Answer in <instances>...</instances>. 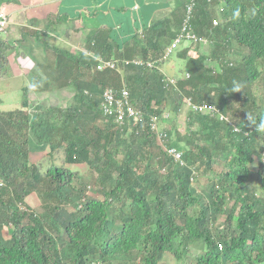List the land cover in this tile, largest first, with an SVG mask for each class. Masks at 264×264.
Masks as SVG:
<instances>
[{"label": "trees", "instance_id": "1", "mask_svg": "<svg viewBox=\"0 0 264 264\" xmlns=\"http://www.w3.org/2000/svg\"><path fill=\"white\" fill-rule=\"evenodd\" d=\"M166 1L155 9L151 4L150 13L138 10L133 33L124 34H114L116 23L104 17L102 1L100 23L89 28L87 49L81 52L45 40L61 27L64 15L67 22L72 19L71 9L60 4L51 16L29 18L16 46L0 42V73L10 49L39 50L50 62H43V81H34L35 88H75L65 107L32 104L26 85L21 106L0 108V264H160L167 252L182 260L196 241L201 251L192 264H264V132L257 130L264 110L252 95L262 75L258 62L264 60V0H195L189 25L197 40L177 54L190 75L176 84L164 70L167 60L153 68L125 64L126 58H160L181 29L191 0ZM159 8L166 12L151 20ZM236 9L239 19L233 17ZM204 37L208 54L192 55ZM233 41L248 49L237 63L230 57ZM50 49L57 54L51 56ZM100 58L114 60L116 67L99 69ZM207 60H217L222 71L214 75ZM235 79H241V91H232ZM108 87L129 90L130 102L142 111L136 124L120 129L104 114ZM185 97L213 103L220 113L189 109L187 132L165 126L167 144L183 153L177 161L158 144L150 120L165 112L177 115ZM230 101L243 103L236 123L227 116ZM32 147H49L50 158L62 148L67 164L86 163L96 171L98 187L68 165L52 163L43 171L30 161ZM255 159L258 170L252 169ZM218 160L225 166L214 174ZM211 173L203 186L194 184ZM33 192L41 199L40 212L26 204ZM223 214L226 219L219 222ZM138 248V262L126 259Z\"/></svg>", "mask_w": 264, "mask_h": 264}, {"label": "rangeland", "instance_id": "2", "mask_svg": "<svg viewBox=\"0 0 264 264\" xmlns=\"http://www.w3.org/2000/svg\"><path fill=\"white\" fill-rule=\"evenodd\" d=\"M89 2H86V0H61V7L62 10L65 9V6H71V7H75L78 9H72L71 11V20H69V22H67V17L64 15L61 19V21L63 22L61 24V27L57 30V31H52L51 32V36L45 38V40L51 42V44H54L58 47H63L66 49H69L73 52H81L83 50L87 49L86 46V42L88 39V33L86 34L87 38L85 37L84 42L83 40L78 41L79 38H76L74 36L73 40L68 39V33L69 30L70 32L72 31L75 35V29L79 28L80 25H77L74 22V18L78 19L79 17H81L82 15V11L81 8L83 6L84 9L86 8H93V4L95 2H97V0H88ZM159 1V2H157ZM162 1H166V0H156L153 1L151 4L154 6L153 9L157 8V6L163 7L164 3L166 2H162ZM171 1V0H168ZM1 3V8L6 11V12H11L8 11L6 9H9L10 6H13L12 3L7 2V1H3L0 2ZM31 3H35V0H21L20 5L18 6H13L12 9H23L24 6L29 7L31 5ZM91 3V4H90ZM135 2L128 0L127 1V5L130 8V10H132L133 8V4ZM34 10V8H33ZM33 10H29L28 13L27 12H23L24 17H20L19 15H16L19 19H23L27 21H29V16H36V14L34 13L33 15ZM31 12V14H30ZM34 12H36V10H34ZM154 12V11H153ZM152 12V13H153ZM18 13V12H16ZM30 14V15H29ZM133 12H129L128 16L131 18L132 17ZM31 18V17H30ZM15 17H12V21L14 23L15 21V27H13V32H15L17 30V26H27L25 25L26 21H24V24L19 23L18 21L15 20ZM67 22V25H64V23ZM23 28V27H22ZM28 33H34V30L32 29V27H25L24 28ZM67 29V30H66ZM118 28H115L113 30L114 34H116V32H118ZM59 31V32H58ZM62 33V34H60ZM12 34L9 33V29L8 32H0V42L5 41L8 44L12 45V46H16V41L17 39L13 36L11 37ZM20 37V36H19ZM206 38V37H204ZM19 39V38H18ZM190 39H187L184 43V45L180 46V51H182V49L186 46L189 45V43H187ZM39 42V41H38ZM234 42V41H233ZM235 52L230 55V57L232 58V61L234 63L239 62L242 59V56L244 54L247 53L248 49L247 48H241L237 42H234V46H233ZM51 50V49H50ZM209 51V42L208 41H202V43H200L199 48L197 51L193 50L192 55L197 56L200 53H204V54H208ZM51 52V56L56 55V51L51 50L49 51V53ZM177 53H174L168 60L167 62L164 64V70L166 71V74L168 75V77L170 78H174L177 80H181L183 78H187L188 76V72H186L185 68V60L182 58H179L177 56ZM9 55L6 58V62L2 63V72L0 73V108L1 110H8V109H12V108H16L21 106L22 101H23V96H24V92H23V88L28 85L29 89L27 91V96L30 98V101L32 104H44L47 106H59V107H65L67 105H69L72 102L74 93H75V88L74 86H68V85H55L53 88L47 89L46 91H38L35 86H34V81L40 80L43 81V62L46 60L47 62H50V60L47 58V55H45V57H41L39 50H37L34 53H31L29 51H26L24 47H20L18 49H10V51L8 52ZM53 53V54H52ZM208 66H211L212 68H214L215 73L214 75L220 73L219 71H222L223 67L220 66L217 62V60H207L206 63ZM258 67L262 72L261 77L254 83L253 88H252V95L255 96L256 100H257V104L258 107L264 110V60L259 61L258 62ZM234 82L236 83H241V79L237 80L235 79ZM191 86L188 85L187 88H190ZM243 87V85H242ZM251 95V94H250ZM211 104V103H210ZM231 104V108L229 109L227 116L229 118V120H231L233 123L237 122V119L240 117V115L243 112V103L241 102H237V101H230ZM213 105V103H212ZM189 105L186 103L182 105V109L181 111L173 116L170 113V117L169 119H166L164 126H176L179 130V132H187L188 131V123H187V113L189 111ZM30 110V109H28ZM33 111V110H30ZM232 111H235V113H233ZM168 113V112H167ZM221 117V115H220ZM96 122L99 126H104L105 122L103 120L102 117H97ZM197 127L194 126L192 128L193 130H196ZM49 147H47L46 149H38L36 147H32L30 150V161L31 162H39V164H41V167L43 169V171H45L47 169V167L50 164H58V165H68L70 167V169H77L81 172H85V180L84 182L87 183L88 185L91 184L93 185V189H96L98 187V185L96 184V180H97V173L94 169H92L91 167H89L88 164L86 163H82V164H67L66 160H65V154H64V150L61 148L59 149V151H57L55 153V155L53 156V158H50L47 153L49 152ZM224 162L222 160H218L217 162H215L214 164V174L218 173L223 167H224ZM252 169H259L260 163L258 161V159H255V162H253L252 164ZM87 171V173H86ZM164 171V170H163ZM213 177V173H211L208 177L202 176L200 175L194 182V184H198L200 186H203L204 184L207 183L208 179ZM208 178V179H207ZM92 189V188H91ZM26 204L33 210L35 211H42V202L40 197L38 196L37 193L33 192L30 195L27 196L26 198ZM26 205V206H27ZM25 207V205H24ZM226 219V215L223 214L219 220V222H224ZM8 228L5 226L4 228V232L5 235L8 237L9 236V232L7 231ZM201 251V243H198L197 241L192 243L189 246V252L187 255L184 256V258L182 260H178L174 257L173 253L171 252H167L165 255L164 260L160 263V264H192V261L194 262V255L197 252ZM130 258L127 257L126 259L129 260H134L135 262L139 261V258L142 256V251L138 248L132 251V253L130 254ZM122 259H113V262H118ZM131 264H135V263H131Z\"/></svg>", "mask_w": 264, "mask_h": 264}, {"label": "built area", "instance_id": "3", "mask_svg": "<svg viewBox=\"0 0 264 264\" xmlns=\"http://www.w3.org/2000/svg\"><path fill=\"white\" fill-rule=\"evenodd\" d=\"M195 0H191L189 4H187L186 8V17L183 22V27L181 32L173 39V41L165 48L160 58L154 60H143L142 58H135L132 60H125V64H129L130 62H134L136 64H146L148 67L153 68L158 61H163L169 59L172 54L176 51L179 45L185 40H197L196 34L191 30L189 25V20L191 18V14L194 12ZM220 23L219 19H214L213 24L218 25ZM8 26V18L4 11H0V31L6 30ZM105 67L115 68L116 62L112 59L104 60L102 58L99 59L98 68L103 69ZM173 81V80H171ZM187 103L191 104V100L187 99ZM192 108L196 111L201 112H212L216 109L213 106H209L207 104L196 105L192 104ZM101 108L104 114L108 116H112L117 122L120 129H123L126 124L129 122L136 124L142 116V111L135 108L134 105L130 102V92L128 89L123 88L120 92H118L113 87H108L104 91L103 102L101 104ZM150 127L152 131L156 134L158 142L163 145L166 140L167 133L161 130L160 125V117L158 115H153L150 120ZM167 151L170 155H172L176 160L180 161L182 159V152L178 151L174 147L167 148ZM3 184V179L0 177V185Z\"/></svg>", "mask_w": 264, "mask_h": 264}, {"label": "crops", "instance_id": "4", "mask_svg": "<svg viewBox=\"0 0 264 264\" xmlns=\"http://www.w3.org/2000/svg\"><path fill=\"white\" fill-rule=\"evenodd\" d=\"M102 1L104 3V5L101 7L104 11V14H105V18H107V20H109V24L113 25V23H116V27L115 28H118L121 33H133L134 31V24L136 25V22L134 21V18L136 16V12H139V11H142L143 8H145L146 10L148 9L149 13H150V7H151V3L153 1H156V0H131V1H134L135 3L133 4V9L130 10V8L128 7L127 5V1L128 0H97V2H95L93 4V8H86L84 9L85 6H83L81 8L80 11H82V15L81 17H79L78 19L74 18V22L77 24V25H80L79 28L75 29V35L74 33L70 30L68 33V39L70 40H73L74 36L76 38H79L78 41H81L83 40L84 42V39L86 37V34L89 32V28L91 26H97L98 23H100V21H97L98 17H100V14L101 12H99L100 10V6L102 5ZM86 2H89L88 0H86ZM20 3H21V0H20ZM20 3H15L12 5L14 6H18L20 5ZM59 4H60V0H35V3H31V5L29 7L27 6H24L23 9H12L13 6H10L9 9H6L8 11H11L9 12V16H10V25H9V33L12 34L11 37H15L16 39L19 38V36H21V32L23 31V26H17V30L15 32H13V27H15V21L13 23L12 21V17H15L16 21H18L19 23L21 24H24L23 22L26 21L25 25H27V19L24 20L23 19H19L16 15H19L20 17H24L23 15V12H27L29 10H36V12H34L33 10V15L34 13L36 14L35 17H43L45 18L46 16H51L52 14H55L57 11H58V8H59ZM91 4V3H90ZM108 6L110 8H108ZM123 6H126L127 9H118V8H122ZM78 9L75 8V7H71V6H68L66 9ZM139 10V11H138ZM18 12V13H16ZM129 12H133L132 14V17L130 18L128 16ZM166 12L165 9H157L156 12L154 13V16L151 20H155L157 19V17H159L161 14H164ZM31 14V12H30ZM29 14V15H30ZM30 17H34V16H29L28 18ZM99 20V19H98ZM69 22V21H68ZM118 22V23H117ZM135 22V23H134ZM65 25H67L65 23ZM104 27H107L108 25L103 21V24H102ZM122 25V26H121ZM85 26H88V28L86 29ZM121 27V28H120ZM114 28V29H115ZM67 30V29H66ZM136 30V28H135ZM138 31L140 32L141 29H138ZM59 32V31H58ZM87 32V33H86ZM62 34V33H60ZM137 56H139V54H137ZM104 60H110V59H104ZM125 60H129V59H125Z\"/></svg>", "mask_w": 264, "mask_h": 264}, {"label": "clouds", "instance_id": "5", "mask_svg": "<svg viewBox=\"0 0 264 264\" xmlns=\"http://www.w3.org/2000/svg\"><path fill=\"white\" fill-rule=\"evenodd\" d=\"M4 11V10H3ZM194 11H195V7H194ZM5 13H6V15H7V18H8V26H7V28H6V30H4V31H0V32H5V33H7L8 32V29H9V25H10V16H9V13L8 12H6V11H4ZM240 15H241V13H240V10L239 9H236L234 12H233V17L234 18H236V19H239V17H240ZM216 19H218V18H216ZM220 20V19H219ZM183 22H184V20H183ZM183 22H182V25H181V29L177 32V34H176V36L181 32V30H182V27H183ZM175 36V37H176ZM174 37V38H175ZM187 39H185L180 45H179V47L176 49V51L174 52V53H177L179 50H180V46L181 45H184V43H185V41H186ZM202 41L204 40V41H208V39L207 38H202L201 39ZM173 41V40H172ZM171 41V42H172ZM189 42H191V40H189L187 43H189ZM202 43V42H201ZM173 55V54H172ZM103 59V58H102ZM168 60V59H167ZM164 61V60H163ZM189 73H188V76L187 77H189ZM170 78V77H169ZM171 80H173V81H171ZM170 81H171V83H178L177 81V79H174V78H170ZM241 88H242V85L240 84V83H236V82H234V85H233V88H232V91L233 92H237V91H241ZM187 99H190L191 100V104H189V103H187ZM183 103L184 104H188L189 105V109H191V110H194L193 108H192V104H196V103H194L193 102V100L191 99V97H185L184 98V101H183ZM203 104H207V105H209V106H213L216 110L215 111H212V112H202V113H212V114H214V113H220V110H219V108L216 106V105H212V104H210V103H202V104H196V105H203ZM196 111V110H195ZM198 112H201V111H198ZM221 115V117H223V114H220ZM159 116V115H158ZM160 117V116H159ZM169 117H170V114L169 113H167V112H165L164 114H163V116L160 118V125H161V130L162 131H165L166 133H167V131H166V129H165V126H164V123H165V121H166V119H169ZM220 117V118H221ZM249 120L252 122V123H256L255 122V120H252V118L251 117H249ZM257 130L258 131H260V132H264V117H262L261 119H260V122H259V124L257 125ZM155 134V133H154ZM155 136H156V134H155ZM156 140H157V137H156ZM169 140V138H168V133H167V137H166V140L164 141V143H163V145H161L159 142H158V140H157V142H158V144L168 153V151H167V149H166V147L167 148H170V147H174V146H170V145H168L167 144V141ZM174 148H176V147H174ZM178 151H180V152H182L181 150H179L178 148H176ZM169 154V153H168ZM183 154V153H182ZM170 155V154H169ZM170 156H172V155H170ZM173 157V156H172ZM174 158V157H173ZM175 159V158H174ZM176 160V159H175ZM178 161V160H177Z\"/></svg>", "mask_w": 264, "mask_h": 264}]
</instances>
